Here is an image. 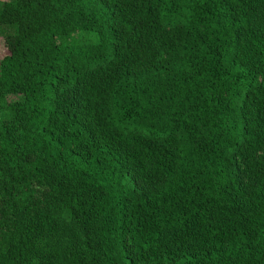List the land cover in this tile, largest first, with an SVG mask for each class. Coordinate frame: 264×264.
Wrapping results in <instances>:
<instances>
[{
    "label": "trees",
    "instance_id": "16d2710c",
    "mask_svg": "<svg viewBox=\"0 0 264 264\" xmlns=\"http://www.w3.org/2000/svg\"><path fill=\"white\" fill-rule=\"evenodd\" d=\"M0 48V264H264V0H3Z\"/></svg>",
    "mask_w": 264,
    "mask_h": 264
},
{
    "label": "rangeland",
    "instance_id": "374dc122",
    "mask_svg": "<svg viewBox=\"0 0 264 264\" xmlns=\"http://www.w3.org/2000/svg\"><path fill=\"white\" fill-rule=\"evenodd\" d=\"M0 1H3V0H0ZM0 55H1V48H0Z\"/></svg>",
    "mask_w": 264,
    "mask_h": 264
}]
</instances>
